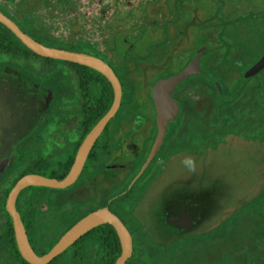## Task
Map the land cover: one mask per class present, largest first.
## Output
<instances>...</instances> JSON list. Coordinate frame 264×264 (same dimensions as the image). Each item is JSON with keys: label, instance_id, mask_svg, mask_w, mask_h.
<instances>
[{"label": "flooded vegetation", "instance_id": "1", "mask_svg": "<svg viewBox=\"0 0 264 264\" xmlns=\"http://www.w3.org/2000/svg\"><path fill=\"white\" fill-rule=\"evenodd\" d=\"M229 1L0 0V264H112L121 241L108 220L41 262L22 254L14 225L40 258L101 208L128 232L123 264L140 256L168 264L180 242L219 239L220 219L195 230L220 210L219 180L208 165L160 183L157 174L165 162L214 151L229 136L256 143L264 160V64L248 72L264 52V33L259 45L237 34L238 22L254 20L255 29L264 7L228 16ZM204 11L216 24L211 38L203 35ZM3 18L41 45L111 68L119 101L90 141L113 97L109 78L77 59L36 52ZM191 61L194 70L169 90L176 109L159 128L153 86ZM69 174L63 185L23 184L7 203L22 176ZM148 193L150 224L136 215Z\"/></svg>", "mask_w": 264, "mask_h": 264}, {"label": "rangeland", "instance_id": "2", "mask_svg": "<svg viewBox=\"0 0 264 264\" xmlns=\"http://www.w3.org/2000/svg\"><path fill=\"white\" fill-rule=\"evenodd\" d=\"M227 5H230L228 16H232L236 13L241 12L246 14L249 9H260L264 7V0H230ZM206 11V10H205ZM204 11V22L209 26L203 28V35L205 38H211L213 36V30L216 26H213L212 19L210 17V12ZM254 20L242 21L237 23V34L242 41L251 42L259 45L262 39L264 29V19L261 18L259 22L256 23V28L253 29ZM150 105V103H148ZM250 141H244L241 138H236L229 136L224 138L219 147L214 151L211 149H203L198 154L197 157L182 158L177 157L170 161L164 163L163 167L158 170L157 183L163 182L164 178L183 175L184 172L197 168L200 166H207L210 173L218 177L219 185V198L218 201H223V192L226 193V203L222 204L220 207H224L219 210V214L214 216L209 221L198 226L195 230L203 229L217 219H221L224 215L230 212L233 208L238 206V202L244 199H250L257 195L259 189H261L264 184V160H259L260 148L255 146L256 143H249ZM246 150H250L253 153L251 155L244 154ZM222 186H224L222 188ZM261 187V188H260ZM152 194L148 193L141 200L137 210L136 215L140 220L144 222L151 223L150 210L154 209V205L148 204L150 202V196ZM153 201V200H152ZM152 206V208L150 207ZM235 221L233 219L229 224ZM193 242H181L180 249L170 250L172 252V257L168 264H176L178 262V256L182 257L185 253L192 252L194 248ZM135 264H148V259L145 257H139L135 259Z\"/></svg>", "mask_w": 264, "mask_h": 264}, {"label": "water", "instance_id": "3", "mask_svg": "<svg viewBox=\"0 0 264 264\" xmlns=\"http://www.w3.org/2000/svg\"><path fill=\"white\" fill-rule=\"evenodd\" d=\"M2 20L8 26L12 27L17 32V34L20 36V38L36 52L44 54V55H48V56L77 59L79 61L91 64L93 67L99 69L109 78L112 88H113V97H112L111 103L107 111L94 124L91 131L87 135L86 139L90 141V139L94 136L97 130L101 127L103 122L114 112L118 104V101H119V93H120L119 82L115 74L111 70V68L107 66L106 64L96 62L93 59H87L85 57H81L76 54H72L69 52H65V51H61V50H57L54 48L41 45L40 43L29 38L26 34L20 32L15 26V24L11 22L9 19L3 18ZM263 64H264V52L259 57V59L248 69V72L249 73L254 72L259 67H261ZM194 66H196V63L191 61L185 67H183L179 72L172 74L166 78L160 79L154 84L153 89H152V95H153V101H154L155 107L157 109L156 113H157V122H158L159 128H162V125L164 124L166 119L170 117L173 114L174 110L176 109V103L171 99L169 95V90L180 78L192 72L195 68ZM70 179H71L70 174L65 176L61 180L45 179V178L36 177V176H22L15 182L10 193L8 194L7 203L12 201L14 192L19 186L23 184L45 183V184H52V185H63V184H66ZM103 219L110 221L114 225V227L116 228L119 234L120 241H121V252L115 258L112 264H123V261L129 255L130 250H131L130 238H129L127 230L125 229L121 221L113 213H111L109 210L105 208H101L93 212H90L89 214L79 219L76 223L70 226L58 238V240L54 243V245L46 253H44L40 258L35 256L33 251L28 246L25 238L21 239L19 237V233L17 232L16 221L14 219L13 220H14V225L16 229L19 249L21 250L22 254L31 261L41 262L49 258L51 255H53L56 251L61 249L63 246H65L69 241L75 238V236H77L81 231H83L87 227Z\"/></svg>", "mask_w": 264, "mask_h": 264}, {"label": "trees", "instance_id": "4", "mask_svg": "<svg viewBox=\"0 0 264 264\" xmlns=\"http://www.w3.org/2000/svg\"><path fill=\"white\" fill-rule=\"evenodd\" d=\"M261 187L256 196L239 201L220 219L218 240L193 242L192 252L180 257L182 263L178 264H264V185ZM223 198L220 206L226 203L225 194ZM212 234L211 229L202 232L203 236ZM166 261L155 258L152 264Z\"/></svg>", "mask_w": 264, "mask_h": 264}]
</instances>
